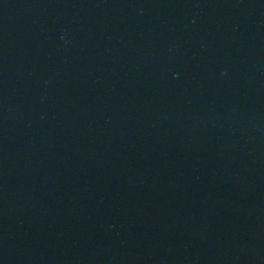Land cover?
Listing matches in <instances>:
<instances>
[{
	"label": "water",
	"instance_id": "95a60500",
	"mask_svg": "<svg viewBox=\"0 0 264 264\" xmlns=\"http://www.w3.org/2000/svg\"><path fill=\"white\" fill-rule=\"evenodd\" d=\"M0 264H264V0H0Z\"/></svg>",
	"mask_w": 264,
	"mask_h": 264
}]
</instances>
